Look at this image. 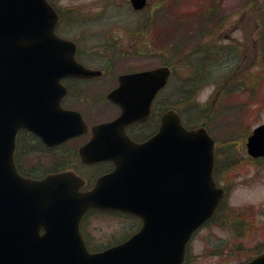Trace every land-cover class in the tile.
<instances>
[{
  "label": "water",
  "instance_id": "obj_1",
  "mask_svg": "<svg viewBox=\"0 0 264 264\" xmlns=\"http://www.w3.org/2000/svg\"><path fill=\"white\" fill-rule=\"evenodd\" d=\"M131 3L141 8L145 0ZM56 21L47 0H0V264H182L191 234L223 195L212 179L213 139L203 127L185 128L174 110L163 112L158 131L142 143L124 133L148 114L167 66L119 75L107 94L121 113L92 126L78 153L84 163L115 166L91 189L80 191L84 182L71 171L40 179L16 171L19 129L46 145L87 131L77 111L60 106L59 80L97 72L74 60L75 44L54 33ZM245 145L249 155L264 156V121ZM89 208L132 213L142 224L122 243L89 253L78 231ZM243 264H264V252Z\"/></svg>",
  "mask_w": 264,
  "mask_h": 264
},
{
  "label": "rangeland",
  "instance_id": "obj_2",
  "mask_svg": "<svg viewBox=\"0 0 264 264\" xmlns=\"http://www.w3.org/2000/svg\"><path fill=\"white\" fill-rule=\"evenodd\" d=\"M55 1L67 16L66 23L58 24L60 35L77 41L79 57L90 67L107 64V74L77 85L76 95L66 102L89 123L116 115L105 94L118 73L163 64L178 42L186 51L205 47V42L215 48L229 46L219 58L224 62L202 75L193 92L199 102L206 96L203 103L215 109L207 119L216 138L215 156L230 162L223 167L221 163L216 175L229 192L222 211L193 235L187 264H238L264 249V159L252 158L245 150L246 136L264 120V0H147L137 11L129 0ZM209 6H217L212 15ZM181 63H175V78L187 76ZM227 86L234 89L226 92ZM82 141L78 137L71 144ZM34 156L25 163L36 162ZM39 156L50 164L51 155ZM133 223L125 216L92 213L83 221L84 234L90 244L100 246Z\"/></svg>",
  "mask_w": 264,
  "mask_h": 264
},
{
  "label": "trees",
  "instance_id": "obj_3",
  "mask_svg": "<svg viewBox=\"0 0 264 264\" xmlns=\"http://www.w3.org/2000/svg\"><path fill=\"white\" fill-rule=\"evenodd\" d=\"M208 9H212L211 15L214 14L213 10L215 9V6H213V8L209 6ZM195 13L196 12H193L191 15ZM62 14L60 12V15ZM203 15L205 16L204 20L206 21L209 18L208 13L205 11ZM64 17L65 15L63 14L62 18ZM200 34L202 36L203 34L204 36L206 35L205 33ZM204 44L205 47L196 46V48H191V51H186L185 48L183 49V45L181 46L180 42L175 43L173 47L170 48L172 56L164 60V64H167L172 68L171 81L165 88H163V91L159 93L155 103L158 110H166L170 108L175 109L180 115L183 125L187 128L204 126L216 141L211 128H209L208 126V120L213 116L215 109L210 110L213 109L210 102L203 103L197 101L193 92L196 88H198L200 84L199 78H201L202 75L205 76L207 73L209 74L214 66L218 64L220 65L224 62L222 58H219L227 54L229 46L219 45V47L215 48L214 46L210 47L209 43L207 42H205ZM214 54H216L217 56L216 61H214ZM179 61L182 62L180 65L187 70V76L183 78H181L182 76L175 78V63ZM232 62L234 63L235 61L232 60ZM232 85L234 86V84ZM234 87L227 86L226 92L232 91ZM222 93L225 94L224 90L222 91ZM132 128L133 127L129 128V133L136 139H143L147 137L150 132L149 129L146 132L145 129L144 131L140 130L137 132H132ZM49 151L51 150H47L40 142V140L32 133L25 130L19 131L14 152V160L17 169L22 174L31 177H40L46 173L62 170L69 166L80 172H83L81 170L85 169L78 163L76 147L66 144L61 146L60 148H57V150L53 152L56 153V159L54 160V162L52 161L47 166L40 162V160L38 159L36 163L32 164L31 166H26L25 162L30 156L34 154H45ZM221 163L222 167L227 166L228 163L230 164V162L226 160L219 161L218 158L215 160L213 177L216 181L218 180V176L216 175L217 167L221 168ZM109 167V163H98L97 165L93 166L92 169L96 170L99 173H102L104 171H107ZM88 178L90 179V177ZM215 217L216 215L212 218V220L215 219ZM128 233L129 231L124 235L126 236Z\"/></svg>",
  "mask_w": 264,
  "mask_h": 264
},
{
  "label": "flooded vegetation",
  "instance_id": "obj_4",
  "mask_svg": "<svg viewBox=\"0 0 264 264\" xmlns=\"http://www.w3.org/2000/svg\"><path fill=\"white\" fill-rule=\"evenodd\" d=\"M78 49H77V51H76V54H75V56L77 57V60L80 62V63H82V64H84V66L85 67H88V68H91V69H97V70H100V73L98 74V75H96V76H92L91 78H89V79H81V78H79V77H71V78H66L65 80L67 81V82H70L72 85H78L79 84V82H78V80L79 81H83V82H88V81H90V80H92V79H95V78H98V77H100V76H103L104 75V73H108V69H107V64L106 65H104V66H102L101 68H92V67H90L87 63H85V61H83L82 59H80V57H79V54H78ZM122 53H127V52H122ZM128 53L130 54V50H128ZM80 54H81V52H80ZM136 54H138V55H141V53H139L138 51H136ZM118 56V55H117ZM90 57H94V55H90L89 54V58ZM139 70H142V68H140V69H133V70H129V71H125V72H120V73H128V72H135V71H139ZM116 79H117V76H116ZM117 85V80H116V83H115V85L113 86V87H115ZM67 87V93H68V91H69V88L71 89V91L73 92V94H75L76 93V90L75 89H72L70 86H66ZM112 87V88H113ZM66 93V94H67ZM76 95V94H75ZM113 106H115V108H116V114H118L119 113V108H118V106L117 105H115V104H112ZM159 117H160V113H159V111L158 110H154L153 108H152V106H151V110H150V113H149V115H148V117H147V121L145 120V121H137V122H133V123H131L130 125H128L127 127H126V130L128 129V128H131V127H133V128H136V130H139L138 128H141V127H145V125H146V123H148V122H150V123H154V125L156 126V128H157V126H158V122H159ZM141 130H143V129H141ZM73 139V138H72ZM72 139H70V140H68L67 142H69V141H71ZM67 142H65L64 144H66ZM64 144H60V145H57V146H54V147H45L47 150H51V151H49V152H47V153H45V155H51L52 156V158L51 159H53V162H54V160L56 159V153H53L55 150H57V148H60L61 146H63ZM40 155V154H39ZM39 155H37L36 157V159H40V156ZM78 163L80 164V165H82V167L83 168H91V167H93V166H95V165H97L98 163H109L110 165H111V169H112V167H113V165H112V162H110V161H97V162H93V163H89V164H85V163H81V161L79 160L78 161ZM65 169H71V170H74V171H76V169H74L73 167H71V166H69V167H66ZM65 169H62V170H65ZM110 169H108L107 171H109ZM107 171H104L103 173H105V172H107ZM102 173V174H103ZM83 174V177L85 178V185L81 188V189H83V190H85V189H89L90 187H92L93 186V184H94V182H95V179L97 178V176L98 175H96L95 177H94V173L92 172V173H82ZM87 174V175H86ZM90 177V179L88 178V177ZM86 227L87 226H81L80 227V232H81V235H82V237H83V239H84V241L86 242V239H87V237L85 236V234H83V229H86Z\"/></svg>",
  "mask_w": 264,
  "mask_h": 264
},
{
  "label": "clouds",
  "instance_id": "obj_5",
  "mask_svg": "<svg viewBox=\"0 0 264 264\" xmlns=\"http://www.w3.org/2000/svg\"><path fill=\"white\" fill-rule=\"evenodd\" d=\"M199 99H200L201 102H203V101H205L207 99V97L202 95V96L199 97Z\"/></svg>",
  "mask_w": 264,
  "mask_h": 264
}]
</instances>
